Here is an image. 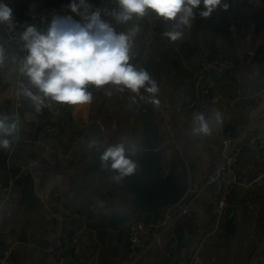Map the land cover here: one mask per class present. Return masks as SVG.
Wrapping results in <instances>:
<instances>
[{
	"label": "crops",
	"instance_id": "obj_1",
	"mask_svg": "<svg viewBox=\"0 0 264 264\" xmlns=\"http://www.w3.org/2000/svg\"><path fill=\"white\" fill-rule=\"evenodd\" d=\"M8 2L19 26L12 33L0 26V42L11 57L19 48L10 42V35H19L26 23L43 29V18H33L29 4L42 0ZM89 2L94 7H116L115 0ZM69 3L66 0L62 15L70 14ZM228 4L238 9L234 17L218 9L204 19L197 10L185 38L176 42L162 37L156 17L127 25L104 17L118 32L139 23L132 63L144 67L158 83L159 105L150 103L143 89V100L127 90L120 93L110 88L112 95L107 96L104 90L90 89L93 102L89 105H66L57 116L45 110L37 113L30 101L16 95L17 66L10 58L6 60L0 69V115H18L21 124L15 134L18 139L9 137L12 146L0 149V258L9 253L13 264H50L49 250L62 233L66 241L63 264H131L130 222H159L169 204L158 210L125 204L136 195L101 167L100 153L123 138L129 154L138 161L137 173L141 172V105L145 104L153 109L161 131L163 165L176 162L179 168H188L185 195L193 200L189 214L136 264H186L197 250L203 264H264V143L250 146L245 137L238 163L239 184L225 216H218L210 204L216 187L205 185L226 151L229 135L240 134L254 117L252 130L264 137V107L254 115L264 94V0ZM222 56L235 58L237 67L223 73L212 71L213 91L197 106L191 105V86L200 61ZM244 97L250 100L242 102ZM217 111L222 123L215 119ZM194 113L204 114L211 135L192 134ZM92 122L99 124L103 140L89 149L93 138L87 126ZM134 146L140 150L133 154ZM74 236L78 242L70 247Z\"/></svg>",
	"mask_w": 264,
	"mask_h": 264
},
{
	"label": "clouds",
	"instance_id": "obj_2",
	"mask_svg": "<svg viewBox=\"0 0 264 264\" xmlns=\"http://www.w3.org/2000/svg\"><path fill=\"white\" fill-rule=\"evenodd\" d=\"M115 4L116 7L109 9L94 7L89 0H70L67 5L70 14L53 13L46 28L26 23L19 33L22 57H9V49L0 42V69L9 58L17 66L16 95L30 101L37 113L52 105H89L93 102V90L90 89L104 90L107 96L112 95L110 88L120 93L127 90L141 100L144 99L143 89L149 94V102L159 105L156 98L160 91L158 83L144 67L132 63L139 23L118 32L104 17H111L117 25L156 17L164 26L162 37L176 42L185 38V30L192 27L197 10L199 17L207 19L218 9L227 11L229 8L225 0H115ZM0 26L9 33L19 26L8 0H0ZM192 118L194 136L212 134L203 113H194ZM215 119L222 123L219 111L215 113ZM20 124L18 115H0V149L7 150L12 146L9 137L18 139L15 134ZM101 143L93 139L88 148ZM139 150L134 146L133 154ZM100 164L118 181L136 174L138 168V161L129 154L123 138L120 143L104 148L100 153Z\"/></svg>",
	"mask_w": 264,
	"mask_h": 264
},
{
	"label": "built area",
	"instance_id": "obj_3",
	"mask_svg": "<svg viewBox=\"0 0 264 264\" xmlns=\"http://www.w3.org/2000/svg\"><path fill=\"white\" fill-rule=\"evenodd\" d=\"M33 18H43L42 14L35 13ZM10 42L17 45L19 48L17 56L22 57L23 52L20 51L22 42L19 41V35H10ZM237 67V61L233 57H204L196 71L194 80L192 82L191 105L197 104L205 97H207L215 87V81L211 77V72L215 71L223 73L226 70H232ZM18 105L22 106L23 102L19 99ZM66 105H52L46 107L48 111L54 116L60 115L65 109ZM264 107V94L258 103L255 114L257 115ZM254 118V117H253ZM253 118L244 126L240 134L229 135L227 138V148L222 159L216 163L214 169L208 176L205 185L214 184L216 187L215 193L210 197V204L217 212L218 216H225L230 207L231 196L239 184L238 177V163L242 149L245 144V137L248 136V143L250 146L259 147L264 143V137L260 134H252ZM202 189V188H201ZM197 190V194H198ZM193 198H188L184 194L179 200L169 203L165 212L164 218L159 222H145L141 220H134L129 224V248L132 250L131 264H136L149 252V250L159 242L164 234L170 232L173 226L187 216L190 211V204ZM148 242L145 238L151 235ZM78 242V238L74 236L69 246L74 247ZM66 241L62 233L58 234L52 249L49 250L51 260L50 264H63L65 261L64 251L66 249ZM0 264H13L12 258L9 253H5L0 258ZM186 264H203L199 255V250L195 251Z\"/></svg>",
	"mask_w": 264,
	"mask_h": 264
},
{
	"label": "water",
	"instance_id": "obj_4",
	"mask_svg": "<svg viewBox=\"0 0 264 264\" xmlns=\"http://www.w3.org/2000/svg\"><path fill=\"white\" fill-rule=\"evenodd\" d=\"M65 2L66 0H42L40 4H33L32 2L29 4L32 6L33 14L37 12L42 14L44 29L50 22L53 13L62 15ZM225 2L233 3L234 0H225ZM31 15L29 14V17ZM261 19L264 20V6ZM158 30L163 31L162 23L159 24ZM248 100H250L249 97L242 98V102ZM43 110L48 112L47 108ZM141 120L143 122L141 140H143L142 148L144 150V158L141 160L142 170L123 179L124 186L136 195L133 200L126 199L125 204L158 210L163 205L179 200L185 194L189 187V171L186 166L179 168V164L176 162L170 164L169 167L163 165L162 153L159 150L161 131L156 126L154 111L150 106L141 105ZM87 129L91 131L93 139L103 140L99 124L92 122L87 126ZM252 134L256 135L257 129L252 130ZM230 228L231 223L228 229L230 230ZM171 240L175 242V236Z\"/></svg>",
	"mask_w": 264,
	"mask_h": 264
},
{
	"label": "trees",
	"instance_id": "obj_5",
	"mask_svg": "<svg viewBox=\"0 0 264 264\" xmlns=\"http://www.w3.org/2000/svg\"><path fill=\"white\" fill-rule=\"evenodd\" d=\"M228 11H229L230 15H233L232 17H234L235 14L237 13L238 9L237 8L234 9L232 6L231 7L229 6ZM230 18H231V16H230ZM34 25L37 26L38 28H40L39 25H37L36 23ZM262 53H263V47L260 48V50H259V54H262Z\"/></svg>",
	"mask_w": 264,
	"mask_h": 264
}]
</instances>
